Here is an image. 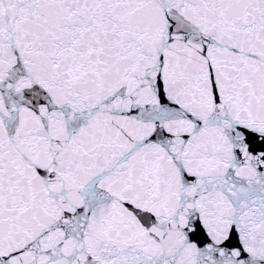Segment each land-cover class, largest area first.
Returning <instances> with one entry per match:
<instances>
[{"label": "snow or ice", "instance_id": "obj_1", "mask_svg": "<svg viewBox=\"0 0 264 264\" xmlns=\"http://www.w3.org/2000/svg\"><path fill=\"white\" fill-rule=\"evenodd\" d=\"M0 264H264V0H0Z\"/></svg>", "mask_w": 264, "mask_h": 264}]
</instances>
